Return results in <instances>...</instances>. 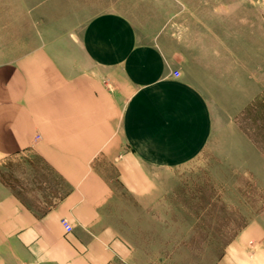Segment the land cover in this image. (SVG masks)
Instances as JSON below:
<instances>
[{"label": "crops", "instance_id": "obj_1", "mask_svg": "<svg viewBox=\"0 0 264 264\" xmlns=\"http://www.w3.org/2000/svg\"><path fill=\"white\" fill-rule=\"evenodd\" d=\"M160 40L105 11L67 37L64 60L41 37L0 62V171L40 163L29 191L0 176V264L153 263L135 237L158 176L202 153L219 106L218 87L192 79ZM215 264H264V220L243 226Z\"/></svg>", "mask_w": 264, "mask_h": 264}, {"label": "rangeland", "instance_id": "obj_2", "mask_svg": "<svg viewBox=\"0 0 264 264\" xmlns=\"http://www.w3.org/2000/svg\"><path fill=\"white\" fill-rule=\"evenodd\" d=\"M105 11L128 16L140 40L161 37L192 79L218 87L212 137L197 158L159 172L135 237L152 264H215L243 226L264 220V0H0V62L41 37L64 60L67 37ZM38 164L12 161L0 176L29 191Z\"/></svg>", "mask_w": 264, "mask_h": 264}, {"label": "built area", "instance_id": "obj_3", "mask_svg": "<svg viewBox=\"0 0 264 264\" xmlns=\"http://www.w3.org/2000/svg\"><path fill=\"white\" fill-rule=\"evenodd\" d=\"M174 74L176 76H179L180 72L178 70H175ZM62 224H63L64 228L66 229V231H71L73 229L71 222L67 218L62 219Z\"/></svg>", "mask_w": 264, "mask_h": 264}]
</instances>
